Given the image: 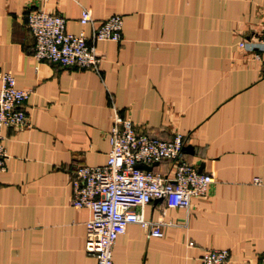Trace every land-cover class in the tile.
Masks as SVG:
<instances>
[{
    "label": "crops",
    "instance_id": "crops-1",
    "mask_svg": "<svg viewBox=\"0 0 264 264\" xmlns=\"http://www.w3.org/2000/svg\"><path fill=\"white\" fill-rule=\"evenodd\" d=\"M36 8L86 36L118 14L121 38L96 43L97 72L36 61L25 25ZM82 8L90 22L80 26ZM263 36L264 0H0V73L29 90L26 125L1 129L0 264H95L83 251L89 211L69 204L70 176L105 162L114 109L150 137L180 134L184 160L212 182L187 212L161 199L136 207L162 221V235L128 224L111 264H200L212 248L226 249L229 264H255L264 255V74L237 43Z\"/></svg>",
    "mask_w": 264,
    "mask_h": 264
},
{
    "label": "built area",
    "instance_id": "built-area-1",
    "mask_svg": "<svg viewBox=\"0 0 264 264\" xmlns=\"http://www.w3.org/2000/svg\"><path fill=\"white\" fill-rule=\"evenodd\" d=\"M89 22V13L82 8L78 24L83 26ZM25 25L33 39L34 60L97 72L101 58L95 45L100 41L119 42L122 19L118 14H111L86 36L82 29L75 33L67 31L62 15L36 8L27 11ZM237 47L252 51L264 74V36L257 44L241 40ZM28 94L29 90L16 87L9 72L0 73V171L6 161L1 129L26 125L22 106ZM107 141L103 164L76 165L70 176L69 204L89 211L84 222L83 251L94 258L95 264H111L113 243L128 224H138L152 237L162 235V221L143 218L135 211L136 207L161 199L166 207L187 212L190 198L204 197L212 182L209 173L198 172L184 160L180 134L162 140L137 132L131 121L120 116L116 109L112 112ZM160 161L169 164L167 172L136 167ZM252 182L257 184L259 179L253 178ZM200 264H229L228 251L207 249L200 256ZM255 264H264V255Z\"/></svg>",
    "mask_w": 264,
    "mask_h": 264
},
{
    "label": "water",
    "instance_id": "water-1",
    "mask_svg": "<svg viewBox=\"0 0 264 264\" xmlns=\"http://www.w3.org/2000/svg\"><path fill=\"white\" fill-rule=\"evenodd\" d=\"M183 150H185V148L181 147V152H182ZM155 164H156V162H154V163H152V164H150V165L137 164L136 167H137V168H140V169H142V170H144V171H148V170H150L151 167H152L153 165H155Z\"/></svg>",
    "mask_w": 264,
    "mask_h": 264
}]
</instances>
